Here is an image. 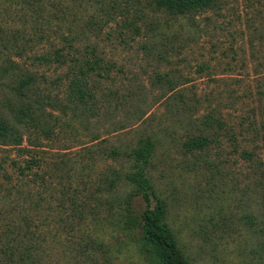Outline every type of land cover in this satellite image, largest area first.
Wrapping results in <instances>:
<instances>
[{
    "label": "rangeland",
    "instance_id": "obj_1",
    "mask_svg": "<svg viewBox=\"0 0 264 264\" xmlns=\"http://www.w3.org/2000/svg\"><path fill=\"white\" fill-rule=\"evenodd\" d=\"M151 1L0 0V124L18 129L26 148L42 144V172L68 163L48 189L42 214L53 223L40 230L43 244L21 249L15 264H153L115 231L130 187L91 193L113 169L125 173L140 145H149L148 175L189 264H264V0H219L179 17ZM84 55L107 70L89 76L80 103L70 84ZM66 185L99 204L104 226L88 217L87 226L61 227ZM132 206L140 217L143 200ZM85 239L108 248L87 250ZM33 253L43 260H27Z\"/></svg>",
    "mask_w": 264,
    "mask_h": 264
},
{
    "label": "trees",
    "instance_id": "obj_2",
    "mask_svg": "<svg viewBox=\"0 0 264 264\" xmlns=\"http://www.w3.org/2000/svg\"><path fill=\"white\" fill-rule=\"evenodd\" d=\"M126 1L130 3L140 2V0ZM218 1L152 0L150 5L157 12L163 11L171 16L179 17L207 11L217 5ZM91 53L95 56V49H92ZM101 62L102 59L98 57L90 59L86 55L80 59H75L72 67L73 71L71 72L73 79L70 84L74 100L82 103L90 96L85 90L88 86L89 76L95 74L101 77L104 71L107 70ZM24 142V136L18 129L0 124V153H7L0 162V179L2 180L1 183L7 186V198L12 196L10 202L6 203L11 209L8 211H5V209L4 211L3 209L0 210V224H2V227H0V264H3V262L15 264L19 259L23 261L25 260V254L21 252V249L30 252L31 248L37 245L34 248L35 250L43 244L40 230L51 227L53 223L49 213L42 214L43 211L47 212L51 208V206H48L50 204L48 189L53 185L56 172L68 166L66 162L64 164L62 162L54 163L49 171L42 172L44 164H47L43 155H47L44 147L42 144L30 141L29 147L26 148ZM201 143V141L195 142L196 145ZM13 151H17L19 159L11 157ZM112 154L118 156L116 151ZM129 157L132 163L127 171L123 173L122 170L113 169L111 175L99 180L95 186L96 188H91L92 191L96 190L91 191L92 196L98 194L101 198L105 193L116 194V191L120 190L119 184L125 182L130 187V193L124 200L118 199L117 201L116 209L118 211H114L117 220L115 231L126 237L130 235L134 241L131 244H135L153 264H189L179 247L176 234L166 223L167 210L165 203L148 175L150 165L149 145H140L133 149L129 153ZM8 170L14 171L16 182H14ZM85 188L88 190L89 186L86 185ZM82 193L83 191L74 188L72 185L61 188L58 206L62 215L63 212L68 211L66 218L62 219V228L73 229L77 226H87L88 217H92L91 223L95 227L104 226L106 219L101 214L97 215L100 212L98 210L99 204L92 205L89 199L81 201L80 196ZM135 197H140L145 203L144 211L140 217L134 214L132 202ZM92 199L94 200V197ZM14 213L17 214L13 217L11 214ZM135 232L138 233L137 236ZM17 241L20 242L19 245H15L14 251L8 253L12 251L11 244H16ZM105 244L103 241L94 242L91 239H85L83 246L87 250L102 249L106 251L105 248H108V246ZM28 256L27 260H31V258L43 260L40 254V258L34 253L32 256L30 254Z\"/></svg>",
    "mask_w": 264,
    "mask_h": 264
}]
</instances>
